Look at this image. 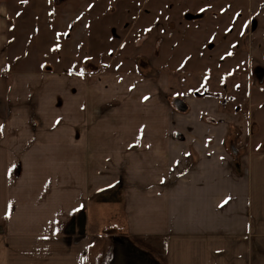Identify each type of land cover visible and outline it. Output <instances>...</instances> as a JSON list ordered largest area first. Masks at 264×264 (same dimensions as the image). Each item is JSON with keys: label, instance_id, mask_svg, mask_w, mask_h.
Wrapping results in <instances>:
<instances>
[{"label": "crops", "instance_id": "crops-1", "mask_svg": "<svg viewBox=\"0 0 264 264\" xmlns=\"http://www.w3.org/2000/svg\"><path fill=\"white\" fill-rule=\"evenodd\" d=\"M164 1L180 7L168 12L177 23L171 36L179 43L189 36L202 47L203 34L211 32L200 26L203 21L184 23L182 13L185 4L196 7L201 1L159 0V5ZM9 15V5L0 0V264H105L106 253L95 258V241L88 233H75L70 221L115 184L124 198L123 237L156 264H264L263 126L258 130L263 113L237 109L235 95L229 99L237 100L235 106L216 95L176 96L188 104L182 111L157 96L152 100L159 105L156 121L146 126L152 137L142 141L149 148L141 142L144 149L135 153L128 148L143 139L127 133L138 132V125L120 123L123 107L97 118L92 108L95 96L111 98L120 91L109 87L93 95L88 86L74 96V105H64L63 83L69 78L45 71L46 65L40 71L26 68L32 64L21 61L20 52L29 40L19 42L20 31L17 38L12 35ZM212 30L232 34L219 25ZM214 41L219 51L229 44L225 38ZM250 53L254 49L245 50L247 58ZM236 58L219 62L228 69L244 65ZM252 64L248 59L235 77L250 74ZM248 89L246 103L257 98L258 109L264 108L263 85L255 95L249 83ZM148 153L149 171L130 162L127 173H120L123 159Z\"/></svg>", "mask_w": 264, "mask_h": 264}, {"label": "rangeland", "instance_id": "rangeland-1", "mask_svg": "<svg viewBox=\"0 0 264 264\" xmlns=\"http://www.w3.org/2000/svg\"><path fill=\"white\" fill-rule=\"evenodd\" d=\"M3 1H7L6 3L10 7V15L12 14L11 16L15 18L16 24L14 26L25 21L23 25L26 30L21 31L19 35V39H21L20 41L16 40V43L18 41L23 42L24 39L26 42L29 40L24 47L25 49L20 52L21 61L32 64L31 67L26 66V68L32 71H40L46 65L45 71L58 72L63 77L69 78L63 83L62 101L64 105H74V96L78 98L84 87L89 86L90 89L94 87L95 93H92L93 95L98 92H106V88L109 87L114 91H120L111 98H104L103 95L99 99V96H95V103L92 108L97 118L106 116L112 112V109L123 107L121 117L123 121L120 123H126L129 126L138 125V132L127 133L138 134L137 140L141 134L140 139H143L135 146L128 148L135 153L144 149L140 146L142 141L147 144L151 140L152 131H146V126L156 121L159 105L155 102L152 103V100L156 99L157 96H160L173 109H177L176 96L190 99L206 92L223 97L227 102L226 104L229 105L231 102L237 101L229 100L232 95H235L239 97L236 104L239 105L237 109L242 110L243 107L244 113L251 111L252 114L253 111H256L255 116L263 113L261 118L264 119V108L258 109L257 106L260 102L259 99L255 98L253 104L246 103L250 93V90H247V84L249 83L250 89L255 95L260 86L263 85L264 87L263 81L254 76L251 72V65L247 69H250V74L246 71L235 77L236 74L233 73L239 72L241 66L247 65L248 59L253 60V70L255 68L264 69V10L260 5L263 4L264 0H253V6L250 4V0H233V3L230 0H222L221 2L217 0V3L206 4L208 17L203 21L205 24L200 26H207L205 29L211 33L203 34L205 44L202 47L194 44L189 36H185L184 41L176 44L174 43L176 37L163 34L165 26L169 28L168 20L163 17H165V11H170L171 1L167 2L164 5V10L162 9L160 12L147 7L151 10L149 13H143L133 19L130 18L131 9L128 8L131 7L130 1L65 0L61 5L63 0L61 2H56V0H27L25 3H22L21 0ZM172 4L176 9L180 8L176 3ZM148 5L150 6V3ZM222 5L226 7L219 11L218 8ZM231 7L233 12H231L230 17L227 14ZM256 7L260 9V17L258 19L259 29L254 35L249 36L250 33H247L244 38L235 31L232 34H225L224 30L221 33L220 31L216 33L210 26L213 21L220 28H227L228 30L230 23L236 22L238 23V30H241L243 23L252 16ZM161 8L163 7L160 6ZM124 11H128L126 30H130L129 38H136L138 34V40L143 39L140 47L139 45H128L127 37L126 44L121 48L119 47L120 39L125 37L123 33L126 32L120 28L125 18ZM198 17L200 16L189 14L184 17L183 22H192ZM145 23L148 26V33L139 34L145 32ZM17 34L12 32L16 38L18 37ZM151 35L152 39L149 40ZM212 37L215 40L225 38L229 44L219 51L216 45H207L206 40ZM158 38L162 40L161 47ZM171 40L174 41L171 42ZM253 49V55L250 53L252 56L247 58L245 50L251 52ZM123 52L125 55L122 54ZM232 56H237L236 59L242 61L244 65L240 67L229 66L228 69L226 66L223 67V62L222 64L219 62L229 60ZM33 63L39 65L35 68ZM18 65H22V63H17L16 57L14 65L16 69H20ZM218 70H223V72H218ZM247 74L250 78L247 77ZM133 75H137L138 78L143 77L144 80L137 79L134 81L128 77ZM105 76H112L115 80L110 83V80L105 79ZM125 77L127 80L124 79ZM236 81L240 83L237 85ZM241 82H243L242 86ZM84 95L86 94L84 93ZM108 102H112L108 105L110 109L104 107V104ZM183 103L187 110L188 104ZM233 106H235L234 103ZM258 123L260 124L258 130L263 126L260 133L264 137V124L262 121H258ZM252 128L253 124H250V134L253 132ZM257 134L258 132L255 135ZM252 138L254 137L252 136ZM145 146L149 148V145ZM129 160L128 158L123 159L120 164L122 175L125 174L126 168L132 167L135 163L138 168L141 169L142 167L146 171H149V166L152 167L150 153L144 154V156L132 154ZM130 162L133 164L131 165ZM103 164L104 162H101L100 165L99 162L94 163L95 166H102ZM105 169H109L113 173L118 172L115 170L118 168L107 166ZM108 182L106 181V183ZM110 184L112 183L106 185ZM120 185L124 186V183L121 181ZM118 187L119 185L115 184L109 192L104 191L106 190L104 188L100 197L97 193L96 197L98 198L91 201L89 206L86 204L85 209L88 207L87 210L80 211L75 221L73 218V221H70V225H74L73 231L75 233L78 235L88 233L89 237L95 241V258H98L100 254L101 257L105 256L106 253L107 261L111 258L110 263L114 258L111 252L118 250L119 244L123 248L121 243L126 239L123 237L126 232V224H124L126 217L122 215L120 209L124 198L121 189ZM99 205L101 208L105 206L107 209L103 210Z\"/></svg>", "mask_w": 264, "mask_h": 264}, {"label": "flooded vegetation", "instance_id": "flooded-vegetation-1", "mask_svg": "<svg viewBox=\"0 0 264 264\" xmlns=\"http://www.w3.org/2000/svg\"><path fill=\"white\" fill-rule=\"evenodd\" d=\"M61 1L62 0H56V2H61ZM64 1L65 0H63L60 3V5ZM120 1L121 2H124V1H130L131 2V7H128L131 9V12H129V14H131V16H130L131 19L136 18L138 15L141 16L143 13H149L151 10L156 11V12H160L162 9L164 10V5L167 2H170V1H167V2L164 1L163 3L161 2L163 4V6H162L163 8L160 9L159 0H148L147 2H144V0H120ZM199 1H201V3L197 4L196 7H194L195 5L190 7L189 5L185 4V7L187 9H183L182 13H183L184 17L186 15H189V14L199 15L200 17L195 18L194 20H192V22L198 21L201 24L200 21H204L208 17V13L206 12V7H205L206 4L214 3V2L217 3V0H199ZM212 1H214V2H212ZM4 2H7V1H4ZM230 2L233 3V0H230ZM148 3H150V6L148 5ZM250 4L253 6L254 1L250 0ZM260 5L262 6V8L264 10V2H263V4H260ZM147 7L151 8V10L148 9ZM169 7L171 10L173 8V4L171 3V5ZM225 7H226L225 5H222L221 7L218 8V10L219 11L223 10V8H225ZM256 10H258V11H256ZM259 10L260 9L256 7L252 16H250V18L246 22L243 23L241 30H240L241 32L239 34H241V36H243L244 38H245L247 33H250V34H248L249 36L254 35L255 32L259 29V21H258V19L260 17V11ZM124 12H125V14H124L125 18H124V21H123L122 25L120 26V28H121V30L126 31V32L123 33L125 35V37L123 36L122 39H120L121 42L119 44L120 45L119 47L121 48L124 46V44H126V37H127V41L129 42L128 45H130V46H132V45L138 46L139 45V47H140L142 45L143 39L138 40V37H137L138 34H137L136 38H129L130 30H126V27H127L126 26V24H127L126 18L128 15V11H124ZM168 12L169 11H165V17H163V18L168 20L169 28H166V26H165L163 34L171 36L177 30V23L175 21H173L172 19H170V14H168ZM217 12H216V14H217ZM231 12H233L232 7L230 8L228 14ZM78 13H77V15H78ZM206 14H207V16H206ZM11 15H9V21H10V23L13 24L12 25V30H13L12 32H17V31L21 32L23 30H26L24 25H23V24H25V21H22V24L19 23L18 26H14V24H16L14 22L15 18H14V16H11ZM205 16H206V18H205ZM248 21H249V24H248ZM18 22H20V20H18ZM234 23H230L228 30H231L232 32L235 30L238 31V23H236V22H234ZM210 26L211 27H217L218 24H215L212 21L210 23ZM234 28H235V30H234ZM147 29H148V26H147V23H145V25H144L145 32L139 33V34L148 33ZM243 37H241V38H243ZM151 39H152V35H151L149 40H151ZM158 39H160V38H158ZM149 40H147V41H149ZM173 41L174 40H171V42H173ZM156 42H155V44H156ZM161 42H162V40L160 39V47H161ZM206 42H207V45H211V46L217 44L214 41V37L207 39ZM174 43L178 44V42H176V40L174 41ZM243 44H244V42H243ZM252 66H253V64H252ZM252 66H251V72H253L254 76H256V78L259 80H264L263 79L264 78V75H263L264 69L263 68H255L253 70ZM198 95H200V94H198ZM225 103H227V102H225ZM183 105H185V104L183 102L179 101L178 107L183 106ZM125 241L128 243H126ZM121 245L123 246V248L119 244L118 250H113L111 252V254H113V256H114L111 263H110V259H111L110 258L108 261H107V259H105V264H156V262L152 259V257L147 252H142L141 250L140 251L137 250L126 239L121 243Z\"/></svg>", "mask_w": 264, "mask_h": 264}, {"label": "trees", "instance_id": "trees-1", "mask_svg": "<svg viewBox=\"0 0 264 264\" xmlns=\"http://www.w3.org/2000/svg\"><path fill=\"white\" fill-rule=\"evenodd\" d=\"M207 95H212V94H210V93H206V92H205V94H200L199 96H202V97H203V96H207ZM213 95H214V94H213ZM199 96H198V97H199ZM175 102H176V107H177L178 110L182 111V110L185 108L184 105L178 107L177 103H179V101H175Z\"/></svg>", "mask_w": 264, "mask_h": 264}, {"label": "snow or ice", "instance_id": "snow-or-ice-1", "mask_svg": "<svg viewBox=\"0 0 264 264\" xmlns=\"http://www.w3.org/2000/svg\"><path fill=\"white\" fill-rule=\"evenodd\" d=\"M21 2L22 3H25V2H27V0H21ZM18 15H19V13H18ZM145 99H147V97H145ZM230 199V198H229ZM225 203H227V200L225 201Z\"/></svg>", "mask_w": 264, "mask_h": 264}]
</instances>
